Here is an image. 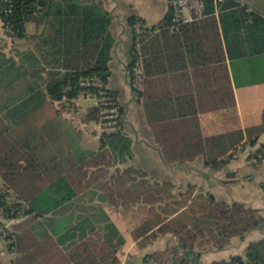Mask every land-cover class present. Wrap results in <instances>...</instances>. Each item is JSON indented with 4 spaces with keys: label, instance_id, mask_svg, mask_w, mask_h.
I'll use <instances>...</instances> for the list:
<instances>
[{
    "label": "trees",
    "instance_id": "obj_1",
    "mask_svg": "<svg viewBox=\"0 0 264 264\" xmlns=\"http://www.w3.org/2000/svg\"><path fill=\"white\" fill-rule=\"evenodd\" d=\"M202 1L206 15L180 25L172 33L167 28L171 8L163 18L165 23L158 28L146 26L141 19L131 16L128 70L130 75L133 46L138 41L144 79L143 89L136 90L137 93L153 107L171 106L169 111L149 116L164 160L182 164L201 155L206 164L220 168L233 157L239 145L256 144L264 132V108L260 124L209 136L203 135L197 114L235 104L227 60L264 52V18L249 11L244 0H223L218 4L215 0ZM11 4L12 13L4 15L5 3L0 0V27L8 37H29L33 48L21 55L19 66L13 56L0 49V177L7 190L13 192L10 200L0 195V213L12 218L29 212L43 216L73 197L83 185L81 167L109 166V150L124 159L131 154V140L123 130L100 134L102 150L80 165L71 158L37 155L39 142L53 138L48 130L52 115L48 117L44 112L48 102L94 95L95 88L79 84L81 76H97L106 84L113 44L110 16L100 4L84 0H11ZM29 21L35 22L37 28L42 26V30L28 35L25 24ZM137 21L141 24L138 33L134 26ZM42 71H46L48 80L43 79ZM17 89L21 92L15 94ZM110 92L116 96L115 91ZM119 107L122 114L120 104ZM98 110V105L91 107L86 119L97 121ZM37 122L41 124L39 127L35 125ZM104 145L109 148L103 149ZM257 152L264 156V143ZM164 185L170 186L167 182ZM148 197L153 202L162 196ZM165 197L173 198L171 194ZM17 200L27 206H21ZM180 200L178 204L186 207L182 216L168 217L154 212L133 229L132 236L141 237L140 244L165 233L177 239L175 245L147 254L143 260L197 264L202 249L209 246L221 249L231 238H243L248 231L264 227V217L257 208L243 202L218 200L201 188L196 191L193 185L181 194ZM14 207L22 210L14 212ZM92 254L107 264L117 261L107 242L98 244L92 239L78 244L70 259L74 264L92 263ZM263 262L264 237L251 241L244 256L232 255L210 264Z\"/></svg>",
    "mask_w": 264,
    "mask_h": 264
},
{
    "label": "crops",
    "instance_id": "obj_2",
    "mask_svg": "<svg viewBox=\"0 0 264 264\" xmlns=\"http://www.w3.org/2000/svg\"><path fill=\"white\" fill-rule=\"evenodd\" d=\"M84 1L100 4L110 16L109 31L113 44L106 88L116 92L122 106L123 131L131 140V154L121 159L118 153L109 150V166L104 169H101L103 165L81 167L83 185L73 197L57 204L43 216L29 212L10 218L0 213V220L11 233L10 241L0 238V264H74L70 259L71 252L78 244L90 239L98 244L107 242L117 260L115 264H142L145 255L163 251L175 245L177 239L165 233L140 244L141 237L133 238V229L154 212L162 216L168 214V217L182 216L186 207L178 202L191 185L196 191L201 188L212 193L218 200L243 202L257 208L264 217V156L257 152L258 146L264 143V132L255 145H239L233 157L220 168L206 164L201 155L182 164L167 163L154 139L149 116L169 111L171 106L153 107L145 103L131 86L128 65L132 32L129 18L135 16L146 26L158 28L170 11L169 0ZM244 3L249 11L253 10L264 18V0H244ZM25 29L30 35L42 30V26H34L33 31L28 32L25 24ZM32 48L30 43L29 46H9L8 51L6 48L1 50L7 56H13L19 66L21 55ZM227 68L235 104L198 111L200 128L205 136L261 123L264 52L227 60ZM41 75L44 80L49 79L46 71ZM20 92V89L16 90L15 94ZM192 94L195 95V91ZM90 100L94 102L89 104ZM96 105L97 100L88 95L48 102L44 112L48 117L52 115L48 130L53 138L39 142L37 155L41 158H71L80 165L99 153L102 147L97 121L86 119L89 109ZM70 119H73L71 130L75 132L77 149L55 150L43 156L40 150L43 148L44 151L49 143L61 136V122ZM35 125L39 127L41 124L37 122ZM19 127L21 132L23 126ZM106 148L108 145H104L103 149ZM250 163L257 166L254 171L247 166ZM166 182L170 184L168 188H165ZM12 194L9 190L10 198ZM167 194L173 198L167 199ZM151 195L162 197L149 202L148 196ZM262 237L264 227L252 229L243 238H231L221 249L214 246L202 249L200 260L210 264L213 260L229 259L232 255L244 256L245 247ZM92 255L93 262L87 264H107Z\"/></svg>",
    "mask_w": 264,
    "mask_h": 264
},
{
    "label": "built area",
    "instance_id": "obj_3",
    "mask_svg": "<svg viewBox=\"0 0 264 264\" xmlns=\"http://www.w3.org/2000/svg\"><path fill=\"white\" fill-rule=\"evenodd\" d=\"M5 3L3 9L4 15H9L12 13L11 0H1ZM223 0H215L218 4ZM171 7L170 23L167 25L169 32H174L179 29V26L184 23H190L203 18L206 14L204 13V3L202 0H169ZM215 12H218V7L216 6ZM165 23V22H162ZM162 23L160 25H162ZM159 25V26H160ZM136 32H140L141 24L139 21L135 23ZM2 27V26H1ZM0 27V28H1ZM133 64L130 72V81L133 89L140 91L143 89V60L140 50V44L137 41L133 46ZM79 84L81 86L91 87L96 89L94 95L92 96L97 100L98 110V132L99 134H109L116 133L123 130L122 120L123 116L120 111L119 102L115 95H113L110 90L106 88V84L97 76H81L79 78ZM264 188V184H263ZM17 202H21L17 200ZM24 207V202H21ZM17 207L13 208V211L20 212ZM12 218V217H10ZM0 238H4L7 241L11 240V233L9 227L0 220ZM142 264H161L153 259L143 260ZM197 264H207L204 260H199ZM260 264H264L260 263Z\"/></svg>",
    "mask_w": 264,
    "mask_h": 264
},
{
    "label": "rangeland",
    "instance_id": "obj_4",
    "mask_svg": "<svg viewBox=\"0 0 264 264\" xmlns=\"http://www.w3.org/2000/svg\"><path fill=\"white\" fill-rule=\"evenodd\" d=\"M34 26H36L35 22H33V21L27 22L26 23L27 31L32 32ZM30 43H31V39L29 37L26 36V37H22V38H17V37L11 38V37L6 36L4 34V32L2 31V29L0 28V49L2 48L3 50H5V48H6V51H8L7 49L9 48V46H12V47L13 46H29ZM17 90H19V89H17ZM93 102L94 101L90 100V102H88V103L91 104ZM72 120L70 119V121H68V122L67 121L61 122L62 129H63L61 136L57 140L49 143L46 146V149L44 151L42 150L43 148L40 150L41 153H44V154H42L43 156L49 155L50 153H53V151H55V150L61 152L62 150H66L67 148L77 149V147L75 146L76 143H74V138L76 137V136H74L75 132H73L71 130V126L73 124ZM18 130H20V127L18 128ZM247 166L252 171H254L257 167L256 165L251 164V163L247 164ZM246 171H250V170H246ZM0 195H3L4 198L7 200L11 199L9 197L10 195H9V191L7 190L6 184L3 182L1 177H0Z\"/></svg>",
    "mask_w": 264,
    "mask_h": 264
}]
</instances>
